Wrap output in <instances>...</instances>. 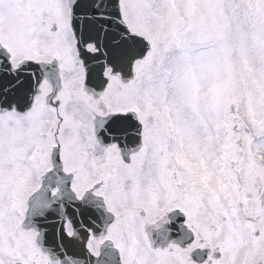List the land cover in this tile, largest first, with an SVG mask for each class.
Wrapping results in <instances>:
<instances>
[{"label": "snow or ice", "instance_id": "snow-or-ice-1", "mask_svg": "<svg viewBox=\"0 0 264 264\" xmlns=\"http://www.w3.org/2000/svg\"><path fill=\"white\" fill-rule=\"evenodd\" d=\"M0 264H264V0H0Z\"/></svg>", "mask_w": 264, "mask_h": 264}]
</instances>
